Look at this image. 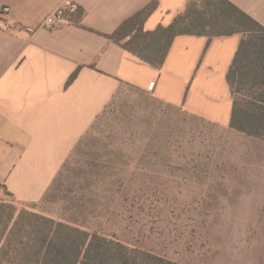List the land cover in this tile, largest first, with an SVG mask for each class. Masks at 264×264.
<instances>
[{"label":"crops","instance_id":"1","mask_svg":"<svg viewBox=\"0 0 264 264\" xmlns=\"http://www.w3.org/2000/svg\"><path fill=\"white\" fill-rule=\"evenodd\" d=\"M63 1L0 0V15L9 6L6 15L17 25L0 29V185L14 201L46 198L125 86L247 135L230 124L234 95L228 73L242 33L177 35L164 63L154 66L109 37L152 0H72L80 9L69 20L55 29L41 27ZM188 1L158 0L145 29L168 26ZM230 1L264 25V0ZM242 254L224 264H264L251 249Z\"/></svg>","mask_w":264,"mask_h":264},{"label":"rangeland","instance_id":"2","mask_svg":"<svg viewBox=\"0 0 264 264\" xmlns=\"http://www.w3.org/2000/svg\"><path fill=\"white\" fill-rule=\"evenodd\" d=\"M1 203L182 264H224L249 249L263 258L264 139L125 86L43 201L18 203L0 185Z\"/></svg>","mask_w":264,"mask_h":264},{"label":"trees","instance_id":"3","mask_svg":"<svg viewBox=\"0 0 264 264\" xmlns=\"http://www.w3.org/2000/svg\"><path fill=\"white\" fill-rule=\"evenodd\" d=\"M157 5L158 0H152L124 20L109 37L141 59L161 66L177 35L242 33L228 73L234 95L230 124L249 136L264 139V25L230 0H189L186 10L171 24L146 30L145 22ZM209 26L217 30L209 33ZM81 68L69 76L67 86ZM247 87L252 90L249 98H237L236 93ZM0 264L182 263L29 208L1 203Z\"/></svg>","mask_w":264,"mask_h":264},{"label":"built area","instance_id":"4","mask_svg":"<svg viewBox=\"0 0 264 264\" xmlns=\"http://www.w3.org/2000/svg\"><path fill=\"white\" fill-rule=\"evenodd\" d=\"M80 5L76 1L65 0L52 12H50L41 23V27L46 29H55L63 21L69 20L78 10ZM10 11L9 6H4L2 9L3 14L0 15V29L12 30L17 25L6 14Z\"/></svg>","mask_w":264,"mask_h":264}]
</instances>
